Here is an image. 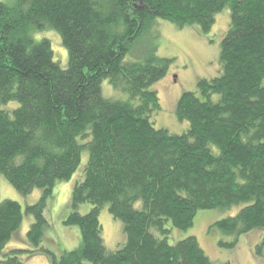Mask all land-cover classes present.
<instances>
[{"label": "trees", "instance_id": "16d2710c", "mask_svg": "<svg viewBox=\"0 0 264 264\" xmlns=\"http://www.w3.org/2000/svg\"><path fill=\"white\" fill-rule=\"evenodd\" d=\"M14 1L0 2V175L23 196L42 194L25 208L34 218L25 246L5 252L0 264L37 255L51 264H216L195 236L169 242L172 227L191 228L201 210L241 206L213 224L234 237L221 246L235 248L240 236L264 230V0ZM225 8L220 74L181 95L176 115L188 122L185 132L157 128L152 116L161 105L152 87L173 59L157 55L153 35L137 44L157 19L207 33ZM48 28L68 51L67 68L49 39H35ZM104 80L137 102L106 98ZM85 151L63 220L79 227L81 245L58 255L45 245V212ZM83 203L92 205L86 214L78 211ZM105 206L126 235L113 251L100 222ZM23 220L20 202H0V252ZM254 252L264 257V237Z\"/></svg>", "mask_w": 264, "mask_h": 264}, {"label": "rangeland", "instance_id": "374dc122", "mask_svg": "<svg viewBox=\"0 0 264 264\" xmlns=\"http://www.w3.org/2000/svg\"><path fill=\"white\" fill-rule=\"evenodd\" d=\"M0 2L13 4L15 1L0 0ZM229 23V8H225L217 15L215 24L207 33L201 31L198 25H188L179 28L170 21L157 19L155 27L141 38L137 45H144L152 39V35L155 36L157 55L173 59L168 74L152 87L158 92L161 105V109L152 116L157 128H166L173 134L185 132L188 122L179 120L176 115L178 100L186 91L198 92L197 83L200 79H210L220 74V46L229 28ZM43 38L50 40L55 60L61 67L67 68L69 62L68 51L62 43L59 33L50 28L38 31L35 39L40 41ZM126 60L127 62H132L135 60V56L129 54ZM102 91L106 98L124 101L131 100L126 92L114 88L108 80L103 81ZM131 101L132 103L137 102L136 100ZM87 160L88 153L85 151L81 166L75 175L71 180L59 182L55 187L53 197L48 202L45 215L50 225L46 229L45 245L58 255L63 251H70L81 245L82 239L79 227L67 226L63 223V220L73 210L71 204L72 190L76 182L81 178ZM41 194V189H35L31 194L23 196L4 176L0 175V202L5 199L18 201L21 203L24 212L21 228L14 239L0 252V258L5 252L13 248L25 246L26 234L34 221L33 216L25 214V208L27 205L36 203ZM137 204L141 206V202ZM91 208L92 205L90 203H83L78 211L81 214H86ZM240 208L241 206H235L226 211L201 210L196 214L194 225L191 228L181 230L172 227L169 242L174 244L181 239L195 236L216 264L225 261L235 264H264V257H258L254 252L255 246L264 237V230H255L240 236L235 248L220 245V241L225 243L233 242L234 237L225 235L213 224L224 217L234 216ZM100 222L103 226V237L107 249L110 251L118 249L120 244L126 240L123 222L112 216L108 206L102 209ZM25 264H51V262L47 256L37 255L27 258ZM83 264L92 263L85 261Z\"/></svg>", "mask_w": 264, "mask_h": 264}]
</instances>
